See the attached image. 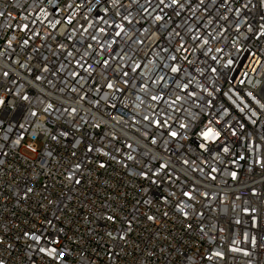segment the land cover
<instances>
[{
    "label": "built area",
    "instance_id": "obj_1",
    "mask_svg": "<svg viewBox=\"0 0 264 264\" xmlns=\"http://www.w3.org/2000/svg\"><path fill=\"white\" fill-rule=\"evenodd\" d=\"M0 264H264V0H0Z\"/></svg>",
    "mask_w": 264,
    "mask_h": 264
},
{
    "label": "snow or ice",
    "instance_id": "obj_2",
    "mask_svg": "<svg viewBox=\"0 0 264 264\" xmlns=\"http://www.w3.org/2000/svg\"><path fill=\"white\" fill-rule=\"evenodd\" d=\"M210 132H211V130H209V133H210ZM172 135L175 136L176 133H172ZM204 135H205V137L207 138L208 133H205Z\"/></svg>",
    "mask_w": 264,
    "mask_h": 264
}]
</instances>
